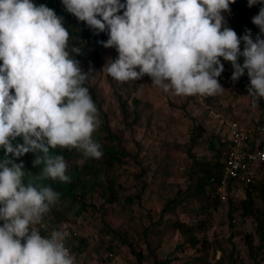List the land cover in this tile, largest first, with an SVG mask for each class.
Here are the masks:
<instances>
[{
  "label": "clouds",
  "instance_id": "1",
  "mask_svg": "<svg viewBox=\"0 0 264 264\" xmlns=\"http://www.w3.org/2000/svg\"><path fill=\"white\" fill-rule=\"evenodd\" d=\"M235 0H62L68 13L105 32V48L118 58L103 69L120 83L144 75L177 96H214L224 88L220 58L231 63V80L245 74L252 105L264 98V6L252 17L260 33L243 36L222 13ZM264 0H248V7ZM122 11V14L121 13ZM99 17V18H98ZM69 32L63 18L33 0H0V264H75L65 247L66 232L42 237L30 225L59 199L45 179L70 182L67 164L50 148H76L100 159L101 145L92 139L99 126L88 88V73L67 51ZM241 42L244 49L241 51ZM79 55V48H72ZM244 57L243 64L238 62ZM139 69L137 71L136 69ZM19 138V142H16ZM33 153L38 175L24 182V165L13 158Z\"/></svg>",
  "mask_w": 264,
  "mask_h": 264
},
{
  "label": "rangeland",
  "instance_id": "2",
  "mask_svg": "<svg viewBox=\"0 0 264 264\" xmlns=\"http://www.w3.org/2000/svg\"><path fill=\"white\" fill-rule=\"evenodd\" d=\"M237 2L240 7L230 4V11L222 13L225 26L233 30L253 24L260 9L257 4L249 8L248 0ZM116 58L114 47L102 46L98 54L89 49L80 63L82 71L91 70L89 85L98 104L100 123L94 132L107 144H120L127 156L115 170L116 201H107L103 187L97 188L84 199L90 203L87 209L73 206L62 220L75 233L69 238L75 264H183L198 253L212 264H264V240H259L255 220L237 209L242 185L232 183L213 208L215 199L198 192L192 172L196 161L212 159L221 148L226 128L220 118L252 125L264 121V108L253 107L248 94L237 93L231 75L218 78L223 92L190 98L164 92L150 76L120 83L103 69ZM113 135L117 140L112 141ZM82 161L74 154L65 158L67 168ZM255 179L264 182L263 167H255ZM206 205L209 212H203ZM48 217L47 212L41 220L54 226ZM200 219L203 226L195 233L201 242L195 248L171 226L175 220ZM60 222L47 226L50 233L60 231Z\"/></svg>",
  "mask_w": 264,
  "mask_h": 264
},
{
  "label": "trees",
  "instance_id": "3",
  "mask_svg": "<svg viewBox=\"0 0 264 264\" xmlns=\"http://www.w3.org/2000/svg\"><path fill=\"white\" fill-rule=\"evenodd\" d=\"M125 0H121V3H124ZM33 3L39 6L40 4H44L50 9H53L56 14L63 18L64 26L67 28L69 32V40L67 45V51L69 52L70 58L76 59L81 63L84 54L89 49H94L95 54H98V49L101 48L103 45L98 43L99 41H106L109 36L107 34V30L105 32L96 34V30L91 29L86 25L85 22L79 21L74 15L68 13L65 10L64 5L62 4V0H33ZM234 6L240 7L241 5L237 0L233 3ZM256 6L262 7L264 4L257 3ZM258 7V8H259ZM121 10V13L122 14ZM259 12V11H257ZM99 18V17H98ZM247 29L251 30L252 38L255 40L256 36L258 35L256 27L246 22L241 24L238 29L234 30L238 37L243 36ZM79 48L81 53L77 55L76 53L72 52V48ZM241 51L244 49V44L241 42L240 45ZM221 63L224 64V72L221 74L223 75H232L233 68L230 62L224 61L223 58H220ZM238 62L243 64L244 57H239ZM2 63V61H0ZM138 69V68H137ZM139 71V69H138ZM89 76V74H88ZM218 77V78H221ZM217 78V79H218ZM250 85V80L247 75V71L245 70V74L240 77V79L234 83V87L237 93L240 94H248L247 88ZM89 90V94L94 102L95 106H97V101L95 99V94L93 88L89 85V77L82 85ZM188 98L192 96H186ZM261 109L264 108V98H260L259 105ZM263 122L264 121H259ZM198 127V125H197ZM199 128V127H198ZM92 139L101 145V151L103 152V156L100 159H95L91 157H85L82 151L76 148H60L57 146L55 149L50 148V154L53 155H61L65 158L72 157V154L76 155L77 157L82 158V163L79 164H72L70 168H67L66 175L70 177V182H61L59 180H52V179H45L42 183L46 186H50L54 191L58 192L59 199L54 205L50 206V210L48 211L49 217L48 220L51 223L56 224L62 220H65L67 214L70 212L73 206H78L80 211L87 209L88 204L84 201L88 194H91L97 188H102L103 193L102 196L107 201H116L118 192L117 187L119 182L115 176V170L120 167L127 156L125 149L118 143H110L107 144L103 142L98 135V133L93 132ZM117 140L115 135L112 136V141ZM226 140V136L221 137L220 143L221 148L218 150L217 154L214 155L212 159H208L206 161H196L197 164L196 169L192 170L195 173L196 177V188L198 192L203 196L205 195L208 198L215 199L213 208H217L221 194L218 191V185L221 179V165L224 155L223 146ZM16 142H19V138ZM4 158V150L0 149V159ZM15 159L16 163L23 162L25 175H24V182L28 183L32 178L39 174L43 165L38 167H33L32 161L35 158L33 153H27L24 156ZM258 166L264 168V161L260 163ZM235 183L232 180L227 181V190L231 189V184ZM244 189V197L239 202L240 206L237 209L242 211V214L245 216H250L255 220L256 223V231L259 235V240H264V182L257 181L250 186H243ZM206 193V194H205ZM107 194H109L107 196ZM229 198V203L230 197ZM209 205L203 207V212H209ZM80 211H76V214ZM44 220V218L42 219ZM40 223L34 224L33 226H40L44 224L43 221ZM201 221V222H199ZM199 221L195 220L192 223H187L182 220H175L172 222L171 226L176 229L180 235L184 238V242L189 244L192 247H197V245L201 242V239L196 235L195 231L197 228H202L203 226V219ZM2 221H0V225H2ZM46 225V224H45ZM53 225V224H52ZM47 226H51L47 225ZM54 226H51L52 228ZM32 227V226H31ZM68 243L70 240H67ZM247 245L250 247L252 245V241L250 237L246 240ZM180 246V245H178ZM183 264H212L206 255L198 253L192 256H187L183 261Z\"/></svg>",
  "mask_w": 264,
  "mask_h": 264
},
{
  "label": "built area",
  "instance_id": "4",
  "mask_svg": "<svg viewBox=\"0 0 264 264\" xmlns=\"http://www.w3.org/2000/svg\"><path fill=\"white\" fill-rule=\"evenodd\" d=\"M146 76L148 75L143 77ZM210 112L212 113V110ZM220 122L226 128V140L223 146L224 155L218 191L225 193L228 180L245 187L255 182V167L264 161V123L246 125L233 118H220ZM59 224H61L60 231L67 233L65 247L73 256L71 245L67 240L74 237L75 233L66 222L62 221ZM32 229L37 230L42 237L47 238L51 235L50 228L45 224L30 227V230Z\"/></svg>",
  "mask_w": 264,
  "mask_h": 264
}]
</instances>
